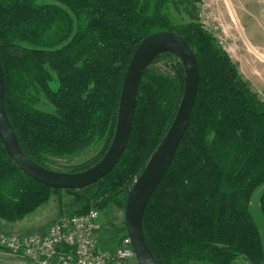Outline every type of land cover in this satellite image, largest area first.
Segmentation results:
<instances>
[{
    "label": "trees",
    "instance_id": "trees-1",
    "mask_svg": "<svg viewBox=\"0 0 264 264\" xmlns=\"http://www.w3.org/2000/svg\"><path fill=\"white\" fill-rule=\"evenodd\" d=\"M174 1L0 0L6 112L22 149L48 168L51 158L100 143L90 158L56 169L85 170L112 143L124 74L141 40L158 30L177 32L196 53L200 81L185 134L147 202L146 240L160 264H264L263 237L250 209L262 187L264 219V102L196 17L174 18ZM166 54L174 53L155 59ZM154 60L139 85L124 152L97 182L80 189L42 183L20 168L0 137V220H22L62 190L75 194L78 213L92 201L96 208H125L185 89L181 60L173 75ZM42 96L53 111L38 106Z\"/></svg>",
    "mask_w": 264,
    "mask_h": 264
},
{
    "label": "water",
    "instance_id": "water-1",
    "mask_svg": "<svg viewBox=\"0 0 264 264\" xmlns=\"http://www.w3.org/2000/svg\"><path fill=\"white\" fill-rule=\"evenodd\" d=\"M164 52H172L183 61L185 89L168 131L129 191L125 222L138 264H160L146 240L143 217L148 200L177 152L197 97L200 67L194 49L184 37L172 30H158L141 40L124 74L117 125L110 147L96 164L74 172L45 167L30 158L22 149L5 108L4 70L0 60V137L7 152L34 179L58 188L80 189L100 180L118 163L131 133L143 73Z\"/></svg>",
    "mask_w": 264,
    "mask_h": 264
},
{
    "label": "rangeland",
    "instance_id": "rangeland-1",
    "mask_svg": "<svg viewBox=\"0 0 264 264\" xmlns=\"http://www.w3.org/2000/svg\"><path fill=\"white\" fill-rule=\"evenodd\" d=\"M169 11L179 22H189L196 17L205 29L213 33L229 53L242 77L264 102V0H175L170 4ZM180 60L181 58L176 54H166L155 59L152 65L165 74L173 75L174 67ZM38 106L47 111L54 110L44 96ZM100 148L101 144L95 143L78 155L51 158L48 166L55 170H65L70 165L95 155ZM261 188L254 192L250 209L264 241V219L259 206ZM94 204L92 201L90 209L95 208L99 212L96 230L98 236L102 241L109 240L106 247L114 251L120 246L122 237L127 232L125 208L115 203L96 208ZM79 209L80 202L76 200L75 194L62 190L53 194L47 203L29 215L37 221L43 217L44 220H40L42 224L36 229L22 227L20 221L23 219L15 222L0 220V229L14 232L41 231L51 223L52 219L55 218L54 223L61 215L78 213ZM101 245L103 248L105 243ZM0 264L30 263L25 258L13 255L7 249L0 247ZM130 264H138V262L132 261Z\"/></svg>",
    "mask_w": 264,
    "mask_h": 264
},
{
    "label": "built area",
    "instance_id": "built-area-1",
    "mask_svg": "<svg viewBox=\"0 0 264 264\" xmlns=\"http://www.w3.org/2000/svg\"><path fill=\"white\" fill-rule=\"evenodd\" d=\"M99 212L61 215L44 230L14 232L0 229V247L30 264H130L136 252L128 231L120 246L103 252L96 241Z\"/></svg>",
    "mask_w": 264,
    "mask_h": 264
},
{
    "label": "crops",
    "instance_id": "crops-1",
    "mask_svg": "<svg viewBox=\"0 0 264 264\" xmlns=\"http://www.w3.org/2000/svg\"><path fill=\"white\" fill-rule=\"evenodd\" d=\"M55 219V218H54ZM54 219H52L51 220V223L50 224H52L53 223V220ZM40 220H44L43 219V217H42V219H39V221H37V220H35V219H32L29 215H28V217L26 216L22 221H20V223H21V225H22V227H28V228H34V229H36L37 228V226H40L42 223V221H40ZM46 220V219H45ZM44 222V221H43ZM49 224V225H50ZM95 236H96V241H97V244H98V246H99V249L101 250V251H103V252H111L112 250H110L109 248H107L106 246H107V244H108V241L109 240H104V241H102V240H100V237L98 236V233H97V231H96V233H95ZM99 238V239H98ZM103 239V238H102ZM101 242V243H100ZM102 243H105V246L102 248Z\"/></svg>",
    "mask_w": 264,
    "mask_h": 264
}]
</instances>
